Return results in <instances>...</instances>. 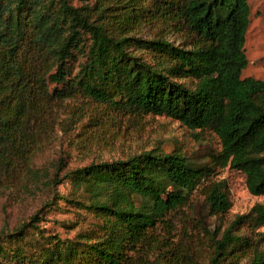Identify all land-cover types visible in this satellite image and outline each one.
Listing matches in <instances>:
<instances>
[{
  "label": "trees",
  "instance_id": "1",
  "mask_svg": "<svg viewBox=\"0 0 264 264\" xmlns=\"http://www.w3.org/2000/svg\"><path fill=\"white\" fill-rule=\"evenodd\" d=\"M249 21V0H0V191L39 181L34 156L54 122L64 132L164 116L220 142L204 164L154 149L68 170L79 201L60 200L92 223L62 238L40 227L45 204L0 232V264H189L177 216L196 191L215 218L231 208L215 180L225 168L264 196V79L241 78ZM69 101L78 111L59 120ZM262 226L264 200L219 238L200 224L209 263L264 264L242 233Z\"/></svg>",
  "mask_w": 264,
  "mask_h": 264
},
{
  "label": "rangeland",
  "instance_id": "2",
  "mask_svg": "<svg viewBox=\"0 0 264 264\" xmlns=\"http://www.w3.org/2000/svg\"><path fill=\"white\" fill-rule=\"evenodd\" d=\"M70 1L74 6H80L84 0ZM249 6L250 21L244 45L247 66L241 78L263 80L264 0H249ZM76 105L78 103L65 102L57 110L58 113L65 112L58 119L65 118L67 111L76 109ZM59 125L54 122L46 126L48 133L42 136L35 153L34 167L39 170V181L0 191V232L10 231L29 221L45 204L48 206H44L40 227L54 230L62 238H71L85 230L92 223L91 218L84 212H78L74 204H65L60 200V197L73 199L75 196L74 200L79 201L76 200L79 195H73L75 192L64 180L68 170L92 163L125 160L154 149L163 153H181L200 164L220 152V142L210 130L188 129L164 116H144L98 129L71 124L64 132ZM52 178H55V184L50 183ZM215 180L225 181L228 187L231 208L225 215L209 217L201 190H198L193 194L189 206L180 210L177 216L178 222L188 230L187 238L192 250L189 249V252L195 257L189 264H210L212 248L201 233L200 224L210 232L217 231L219 238L236 216L247 214L264 200V196H254L248 192L245 176L239 171L225 168ZM242 233L251 239L253 248L264 249V226L252 233L244 229Z\"/></svg>",
  "mask_w": 264,
  "mask_h": 264
}]
</instances>
